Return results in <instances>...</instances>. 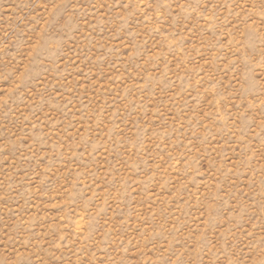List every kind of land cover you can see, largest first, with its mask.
<instances>
[{
    "label": "rangeland",
    "instance_id": "374dc122",
    "mask_svg": "<svg viewBox=\"0 0 264 264\" xmlns=\"http://www.w3.org/2000/svg\"><path fill=\"white\" fill-rule=\"evenodd\" d=\"M0 264H264V0H0Z\"/></svg>",
    "mask_w": 264,
    "mask_h": 264
}]
</instances>
